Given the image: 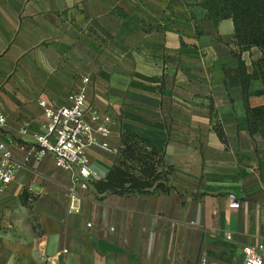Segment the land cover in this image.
<instances>
[{"label": "crops", "instance_id": "crops-1", "mask_svg": "<svg viewBox=\"0 0 264 264\" xmlns=\"http://www.w3.org/2000/svg\"><path fill=\"white\" fill-rule=\"evenodd\" d=\"M203 2L0 0V143L15 164L0 189V264H243L246 246L264 252V126L251 133L243 88L225 84L262 52L241 51L233 19L215 22ZM77 91L94 127L93 181L130 133L161 150L170 191L99 194L92 181L69 211L77 170L39 157L35 137L41 101ZM248 103L264 105L262 80Z\"/></svg>", "mask_w": 264, "mask_h": 264}, {"label": "trees", "instance_id": "trees-1", "mask_svg": "<svg viewBox=\"0 0 264 264\" xmlns=\"http://www.w3.org/2000/svg\"><path fill=\"white\" fill-rule=\"evenodd\" d=\"M203 5L208 17L215 22L233 19L235 37L241 51L258 47L262 52V56L251 66L240 60L238 69L225 71L227 87L243 88L249 129L256 134L264 126V105L251 107L248 90L253 80H262L264 84V0H204ZM214 129L225 140L219 124L216 123ZM172 173L173 168L162 160L161 150L149 146L134 134L124 133L119 160L104 180H94L92 185L99 194L168 192L172 189ZM28 198L29 194L25 191L22 199Z\"/></svg>", "mask_w": 264, "mask_h": 264}, {"label": "built area", "instance_id": "built-area-1", "mask_svg": "<svg viewBox=\"0 0 264 264\" xmlns=\"http://www.w3.org/2000/svg\"><path fill=\"white\" fill-rule=\"evenodd\" d=\"M87 80V79H86ZM44 108L45 131L35 137L38 156L52 154L56 165L66 171L77 173L73 177L72 186L69 188L70 212H80L83 192L87 191L94 179L90 168L87 148L94 142V127L87 120L86 94L77 91L69 95L68 103L55 106L47 101H41ZM96 112L90 114L91 121H97ZM7 117L0 112V127H3ZM104 135L109 134L108 127L101 125L97 128ZM15 172L12 153L5 143H0V189L11 181ZM81 189V191L79 190ZM230 207L240 206L234 194ZM231 238V234L228 235ZM245 258L243 264H264L262 246L248 245L244 248Z\"/></svg>", "mask_w": 264, "mask_h": 264}]
</instances>
